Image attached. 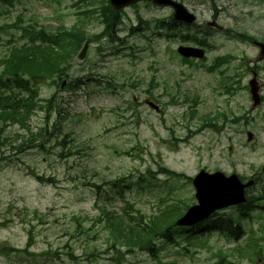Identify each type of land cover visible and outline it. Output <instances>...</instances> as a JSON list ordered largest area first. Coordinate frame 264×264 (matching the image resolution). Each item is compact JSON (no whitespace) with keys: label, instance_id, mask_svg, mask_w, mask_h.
Wrapping results in <instances>:
<instances>
[{"label":"rangeland","instance_id":"obj_1","mask_svg":"<svg viewBox=\"0 0 264 264\" xmlns=\"http://www.w3.org/2000/svg\"><path fill=\"white\" fill-rule=\"evenodd\" d=\"M103 1L0 0V74L4 56L22 42L20 25L78 28L88 42L84 58L77 57L81 44L61 80L37 84L35 100L43 107L26 120L35 146L19 148L28 129L0 122V264H264V58L247 39L264 42V0H176L196 14V22L174 31L155 29L171 8L136 3L119 12L112 43L102 34ZM213 18L222 30L205 24ZM187 34L209 48L181 37ZM180 44L202 46L206 59L183 61L176 52ZM222 56L226 60L213 67ZM247 67L257 72L261 103L254 107ZM223 84L233 91L226 93ZM52 95L56 102L46 123L45 100ZM192 109L193 117H186ZM224 112L228 121L217 117ZM204 116L215 117L216 128L203 126ZM200 169L255 178L248 192L258 200L252 218L242 220L243 238L212 233L198 241L179 237L175 244L157 240L156 258L134 251L117 262L106 234L85 232L99 230L96 201L114 212L127 201L131 212L146 215L160 206L194 204L191 178ZM80 216L86 219L76 226L73 218ZM77 229L85 233L77 235Z\"/></svg>","mask_w":264,"mask_h":264},{"label":"trees","instance_id":"obj_2","mask_svg":"<svg viewBox=\"0 0 264 264\" xmlns=\"http://www.w3.org/2000/svg\"><path fill=\"white\" fill-rule=\"evenodd\" d=\"M1 1L12 5V0ZM100 11L101 21L104 24L102 34L106 35L108 42L112 43L118 39L116 36L114 37V30L120 22V16L110 8L107 0L103 1ZM18 21H20V18ZM16 25L15 23L14 28H16ZM18 28L20 29L18 41L22 40V42L20 44L14 43L15 45L4 56L0 74V122L6 124V121L9 120V123H18L19 126L28 129L30 134H23V139L19 145V148H27L31 147L32 144L35 146V142L33 141H35L36 135L33 131H30L26 120L35 107H43L35 100L37 80L42 81L47 78L54 80L62 75H67V70L75 51L87 37L84 31L78 28L57 26L54 29H47L45 26L40 25L36 27L31 23L24 26L20 25ZM247 38L251 39V37ZM216 59L217 61L214 66H218L220 62L225 61L226 57L223 56ZM154 79L151 81H154ZM78 83L79 79H74L71 88H75ZM5 90H8V92ZM14 92H18L19 95L11 96ZM55 102V95L46 99L45 122L48 121V107L50 109ZM192 105H196L195 100L192 102ZM59 109L60 107L56 105L58 112ZM193 115L194 109L190 110L186 117L190 118ZM217 117H221L223 121H228V115L225 112L218 113ZM202 125L216 128L215 117L204 116L202 118ZM0 127L2 128L1 123ZM1 128L0 140L4 142L5 139L2 138ZM39 131L44 135L47 132V128L42 127ZM160 171L168 175L179 176V174L164 168L160 169ZM36 178L40 181L43 180L37 175ZM117 188L116 192L121 193L120 189L122 187ZM261 192L264 196V186L261 187ZM256 200H258V197L249 193L246 203L238 207V213H234V215L214 213L194 228L173 226L175 219L185 209H182L179 203L166 206L164 209L159 208L156 212L146 215L139 209L131 212L132 206L127 201L122 212H114L105 205H99L96 201L98 213L94 217V222L100 225L99 230L95 229L93 231V226H91L85 229V232L89 230L94 235L100 233L106 234L109 241L108 247L119 254V257L115 259L117 262L122 260L126 253L134 251L146 252L152 258H156L158 256L157 240L171 244L177 243L179 237L188 241H198L206 233L213 231L223 233L227 237L240 238L244 234L240 220L253 208L252 204ZM80 217L81 221L78 217L73 218L76 226L81 225L83 220L86 219L84 216ZM75 232L77 235L85 233L78 229ZM250 239L254 240V244L257 242L252 237ZM239 249L240 246H237L236 250L238 252ZM11 250L13 249H2L5 253L11 252Z\"/></svg>","mask_w":264,"mask_h":264},{"label":"water","instance_id":"obj_3","mask_svg":"<svg viewBox=\"0 0 264 264\" xmlns=\"http://www.w3.org/2000/svg\"><path fill=\"white\" fill-rule=\"evenodd\" d=\"M139 0H109L111 7L114 10H119L125 5L135 3ZM151 1L156 5H168L173 9V18L186 23H191L194 20V15L187 11V9L180 3L173 0H147ZM261 48V56H264V44H259ZM87 48V43H85L78 55L79 59L84 57ZM178 52L185 57H198L203 59V50L190 46H179ZM250 92L252 95V100L254 105L258 104V86L256 84L255 78L250 80ZM155 109L156 106L152 105ZM247 139L251 140V133L247 134ZM264 172V167L262 168ZM252 180L245 183L237 177L236 174H231L225 176L222 172L216 171L213 173H208L204 170H200L192 179V185L194 186L196 192L195 197L197 203L188 207L185 213L175 221V225L189 226L192 225L206 217H208L216 209L238 204L245 201L243 189L246 186L252 184Z\"/></svg>","mask_w":264,"mask_h":264}]
</instances>
